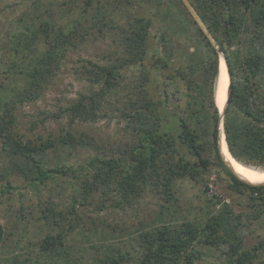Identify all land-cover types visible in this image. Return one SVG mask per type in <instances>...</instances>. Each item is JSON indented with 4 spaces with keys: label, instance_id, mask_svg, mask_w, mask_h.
Instances as JSON below:
<instances>
[{
    "label": "trees",
    "instance_id": "obj_1",
    "mask_svg": "<svg viewBox=\"0 0 264 264\" xmlns=\"http://www.w3.org/2000/svg\"><path fill=\"white\" fill-rule=\"evenodd\" d=\"M176 1L195 28V42L187 36L183 21L169 15L161 2L156 4L159 0H137L147 15L129 13L127 0H108L105 4L103 0H82L79 15L68 17L64 24L44 19L32 32L28 27L22 30L12 48L17 61L13 55L0 72L3 79L19 78L23 84L9 87L7 100L4 95L8 87L0 84V144L17 166L23 163L22 175L33 188L52 177L69 179L70 205L66 212L58 213L59 224H53L60 227L65 222L68 232L78 227L76 205L89 196L98 194L122 211L146 191L158 195L159 209L150 219L151 225L141 224L138 232L137 256L110 250L99 264H195L203 255L197 250L198 244L212 249L226 244L229 264H264V237L251 249H243L242 238L237 235L244 223L243 214H235L231 206L222 204L218 211L206 213L203 221L186 216L176 221L174 217L172 207L178 201L175 189L179 182L202 180L200 177L216 167L230 181L235 201L236 195L249 192L245 203L250 222H264V184L251 186L238 180L219 155V110L215 102L219 55L181 1ZM189 1L222 51L231 76L222 123L227 149L237 162L264 169V87L260 78L264 61L253 49L239 50L248 39H243L246 29L254 34L248 39L250 46L261 38L264 0ZM153 6L159 7L157 12ZM118 8L122 9L121 17L115 21L114 10ZM156 18L161 19L160 25ZM103 28L114 31L118 52L107 65L88 61V66L82 67L81 79L89 92L80 94L59 114L67 117L68 128L39 138L36 144L23 142L13 112L16 104L40 98L66 52L93 32L105 34ZM120 93L123 97L118 100ZM106 102L118 103L119 116L131 134L130 145L115 156L91 151L79 168L74 164L46 168L42 156L49 149L92 147L85 133L69 127L98 118ZM10 189L5 184L0 192ZM220 202L216 198L214 203ZM243 202L240 197L237 206ZM98 208L104 209L105 204ZM62 237L46 236L37 244L39 252L50 254L62 245ZM22 260L17 264H33L29 257Z\"/></svg>",
    "mask_w": 264,
    "mask_h": 264
},
{
    "label": "rangeland",
    "instance_id": "obj_2",
    "mask_svg": "<svg viewBox=\"0 0 264 264\" xmlns=\"http://www.w3.org/2000/svg\"><path fill=\"white\" fill-rule=\"evenodd\" d=\"M128 1L130 4L127 11L132 15L148 14L143 10L144 7H139L137 0ZM103 2L105 4L108 0ZM160 2L161 7L166 8L169 15L183 21L187 28V36L195 42V28L190 26L187 16L177 5V1L159 0L156 4ZM81 4L82 0H0V72L6 68L9 61L14 59L13 55L16 58V53L14 54L12 49L13 42L15 43L22 30L28 27L32 32L44 19L62 25L68 17L79 15ZM114 4L116 5V2ZM158 8L153 6L152 10L157 12ZM102 10L105 9L102 7ZM121 11L120 8L114 10L115 21L120 19ZM156 20L157 24L162 23L160 18ZM88 22L87 25L90 24ZM103 29L105 34L93 32L75 49L66 52L40 98L16 104L13 112L23 142L32 141L36 144L39 138L45 139L50 133L57 135L61 128H68L67 117H60L59 114H62L61 111L71 101L79 98L80 94L89 92L88 84L81 79L82 67L88 66V61L107 65L118 52L114 31L107 32L105 28ZM252 35L254 34L251 29H246L243 39H250ZM248 39L244 41V44L239 45V50L244 53L248 48L253 49L264 61V31L261 33V38L252 41V46ZM234 49L235 47L232 48ZM1 76L0 84L8 87L4 95V100H7L6 96L11 92L9 87L19 83V78L5 80ZM260 78L264 87V68ZM121 94L116 96L118 100L123 97ZM117 108L118 103L110 105L106 102L98 118L69 127L85 133L89 142L93 144L92 147H89L90 149L78 147L49 149L42 156L46 168L71 164L79 168L82 161L85 162L88 159L91 151L100 155L115 156L120 153L119 151L127 148L132 138ZM7 152L8 150H3L0 144V191L5 184L11 186L8 193L0 192V229L2 230L0 264H17L26 257L31 258L33 264L36 261L48 264L50 262L52 264H99L100 259L110 250L111 252L116 250L122 253L128 252L134 257L137 256V235L142 228L141 224L151 225L150 219L159 209L160 199L156 193L146 191L142 198L133 201L122 211L112 208L110 203L103 201V197L101 198L98 194L89 196L86 202L76 205L78 227L68 232V225L65 222H61L60 227L53 224H59L58 213L66 212L70 205L69 179L52 177L33 188L28 184L29 180L22 175L25 170L23 163L17 166L16 160L9 157ZM20 167L23 168L22 171L18 169ZM249 167L264 170L260 167ZM200 178L202 180L199 181L184 180L176 186L178 201L172 207L175 210L176 221H180L182 216L203 221L206 213H214L221 208L222 204H227L232 207L235 214H243L244 223L239 226L237 235L242 238L243 249H251L257 240L264 237V222L260 224L250 222L251 214L245 203L249 192L245 191L242 195H236L238 198L235 201L231 197L234 193L229 187L230 181L216 167L212 168L209 175H203ZM203 181H206V190ZM240 197L244 198V202L238 207L237 201ZM216 198H220L221 202L214 203ZM102 204H105V208L98 210ZM48 209L52 210V213L48 214ZM46 214L47 218H44ZM42 217L43 219H40ZM56 234L63 236L62 245H57L50 254L40 253L37 244L41 243L46 236ZM196 247L203 255L195 261V264H229L226 244L220 245L218 249L207 248L200 244Z\"/></svg>",
    "mask_w": 264,
    "mask_h": 264
},
{
    "label": "bare ground",
    "instance_id": "obj_3",
    "mask_svg": "<svg viewBox=\"0 0 264 264\" xmlns=\"http://www.w3.org/2000/svg\"><path fill=\"white\" fill-rule=\"evenodd\" d=\"M219 70L216 80V93L215 102L218 107L219 113L222 112L224 102L226 99V90L228 86V75L226 65L222 58H219ZM220 151L223 157L230 162L233 171L244 181L251 184H263L264 183V170H255L249 166L243 165L237 162L229 153L226 145L224 135L221 134L220 138Z\"/></svg>",
    "mask_w": 264,
    "mask_h": 264
},
{
    "label": "water",
    "instance_id": "obj_4",
    "mask_svg": "<svg viewBox=\"0 0 264 264\" xmlns=\"http://www.w3.org/2000/svg\"><path fill=\"white\" fill-rule=\"evenodd\" d=\"M180 1L183 4V6L186 8V10L190 14V16L192 17V19L196 23V25L199 27V29L202 31V33L206 36V38L209 40V42L211 43V45L215 48L216 52L219 55V58H222L223 61H224V63H225V65H226L227 75H228V86H227V90H226V99H225V102H224V106H223L222 112L219 113L218 132H217V147H218L219 155H220L223 163L227 166V168L232 172V174L238 180H240V181H242V182H244V183H246L248 185H251V186H259V185H262V184H251V183H248V182L244 181L240 177H238V175L235 174V172L233 171L230 162H228L223 157V155L221 154V151H220V140L221 139L220 138H221V134L224 135L223 127H222V123H223V113H224L225 107H226V105L228 103L229 91H230V83H231V76H230V73L228 71V66H227V63L225 61V58H224V56L222 54V51L219 49L217 43L215 42V40L213 39V37L211 36V34L209 33V31L207 30L206 26L204 25L203 21L201 20V18L199 17V15L197 14V12L195 11V9L192 6V4L190 3V1L189 0H180ZM224 138H225V136H224Z\"/></svg>",
    "mask_w": 264,
    "mask_h": 264
}]
</instances>
